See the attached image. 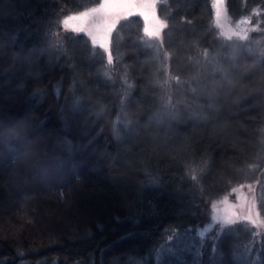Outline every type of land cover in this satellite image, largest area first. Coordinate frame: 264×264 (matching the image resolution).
I'll return each instance as SVG.
<instances>
[{"label": "trees", "instance_id": "trees-1", "mask_svg": "<svg viewBox=\"0 0 264 264\" xmlns=\"http://www.w3.org/2000/svg\"><path fill=\"white\" fill-rule=\"evenodd\" d=\"M97 1L0 0V264H264V226L197 229L246 181L264 219V27L224 36L211 0H158L167 59L131 12L108 70L103 49L59 23ZM225 5L264 24V0ZM241 46L233 86L207 102L191 92L204 49L211 59ZM169 96L201 119L184 107L157 119Z\"/></svg>", "mask_w": 264, "mask_h": 264}, {"label": "snow or ice", "instance_id": "snow-or-ice-1", "mask_svg": "<svg viewBox=\"0 0 264 264\" xmlns=\"http://www.w3.org/2000/svg\"><path fill=\"white\" fill-rule=\"evenodd\" d=\"M224 0H217L216 5V16H217V23H219V17L221 15V11L223 9ZM133 5L131 3H123V4H109L108 0H105L104 4L99 5V7L96 8H90L86 11L78 12L75 15H67L64 17L62 21L59 23H62L65 30H68V26L70 22H78L75 24V26L71 29L72 31L76 33H82L86 32L88 37L91 38V44L94 46H98L99 48L103 49V53L106 54V68L108 70H111L113 66L116 64L118 59H120L119 53L114 56L113 49H112V40L111 36L113 31L116 29V25L120 19L119 14L117 13L115 18H109V14L105 12V9H109L112 7H132ZM155 7V4L152 5ZM129 15H132L131 12H129ZM144 15L145 19H148L147 14L142 13ZM124 19H127V17H124ZM168 28V24L164 20H156L155 26L150 30L148 27L144 28V31L148 34L150 37H154L157 41V44L155 45H149V47H154L157 49L158 53H163L164 58L167 59L168 54L163 52V45H164V36H163V30ZM237 36H239V33H236ZM242 39H246V37H241ZM231 39V37H229ZM201 56L204 57L205 63L201 65L196 73L192 77V81L195 83V87L191 88V92L198 96L199 98L204 99L206 102L209 100L216 99L217 95L224 91L226 88L233 86V81L241 78V73L238 71V61L239 59L245 58L247 56V51L244 49L243 46L239 48H232L231 51H228L227 48H225L224 52L222 53H215L212 55V58L209 59V52L208 49H204L203 52L200 53ZM224 65H227L225 67ZM108 71H105L104 75H108ZM128 73L125 71V77L127 78ZM171 79H175L177 82L180 81V78L177 77H170ZM218 78V79H217ZM76 82H73V88L70 89V92L73 91L75 88ZM129 88H132L133 86L131 84L128 85ZM57 97L59 98L60 90L57 89L56 93ZM129 98V94L125 93V101H127ZM163 100V97H161ZM125 101H122V105ZM84 103L82 98L77 97L75 99V105L81 106ZM184 107L187 108L192 114L191 118L199 120L201 119V116L193 111L195 108V104L193 101H184L179 100L175 103H173L172 98L169 96L167 100L164 101L162 104V108L160 111L157 112L156 118L160 119L163 118L167 121H172L175 119L180 118L181 112L180 108ZM212 104H208V110H212ZM118 123L119 118H118ZM129 123H132L129 121ZM190 171H193L191 167L189 168ZM199 171L201 172V178H203V174L207 171V165L205 164L203 167L199 168ZM4 169L3 165L0 164V180L4 177ZM11 178V176L9 177ZM193 180L197 179V176L193 175L191 177ZM77 180H80V177H76ZM213 208H216L217 206L215 204L212 205ZM235 215V214H233ZM258 213L256 214V217H258ZM213 219L217 223H221L222 226L232 225L237 223V220H245L251 223L252 225H255L257 227L264 226V219H260L258 222V219L254 217L252 208L250 207L246 214L236 216L234 219L231 215H225V216H215ZM201 237L205 235V233L202 231L199 233ZM259 235V233H257ZM175 237L178 238V234H175ZM173 237H170L171 240ZM215 251V249H214Z\"/></svg>", "mask_w": 264, "mask_h": 264}, {"label": "rangeland", "instance_id": "rangeland-1", "mask_svg": "<svg viewBox=\"0 0 264 264\" xmlns=\"http://www.w3.org/2000/svg\"><path fill=\"white\" fill-rule=\"evenodd\" d=\"M157 2L158 0H108L109 4L131 3L133 6L112 7L109 9H105L104 11L109 14V18H115L117 13L121 17L125 14H129V12H135L142 17L143 31L145 27H148L151 30L155 26L156 20H163L162 16L157 10ZM211 2L213 9L212 13H213L214 24L216 25L220 34L224 36H237L236 33H239L238 37H244L247 36L249 32L253 29L264 27V24L261 23L260 21V17L253 16L252 12H247L243 15H239L236 17L229 16L226 10L225 0H224L223 9L221 11V15L219 17V23H217V16H216L217 0H211ZM104 3L105 0H98L97 2L90 4L84 8H81L80 10L73 11L64 15V17L67 15H75L78 12L86 11L90 8L99 7V5ZM153 4H155V7L152 6ZM142 13L147 14L148 16L147 20L145 19L144 15H142ZM63 19L64 18H62V20ZM76 23L78 22L75 21L70 22L68 28L72 29ZM84 33L87 35L86 32ZM144 33L148 36V34L145 31ZM150 38H152L156 42V39L154 37H150ZM254 186H255L254 181H246V182L238 183L232 189L223 193L222 196L216 198L215 201H211V205L215 204L217 207L216 208L211 207L212 215L209 220L206 219L204 221H199V223L197 224L198 231L206 232V230H208L210 227L214 225H216V227H220V225L222 224L217 223L213 219V217L215 216L222 217L225 215H231L233 216V218H236V216L246 214L250 207L252 208L254 217L257 218L259 222V220L262 218L257 208L255 194H254ZM257 213L259 214L258 217H256ZM261 227H257V229H260Z\"/></svg>", "mask_w": 264, "mask_h": 264}, {"label": "bare ground", "instance_id": "bare-ground-1", "mask_svg": "<svg viewBox=\"0 0 264 264\" xmlns=\"http://www.w3.org/2000/svg\"><path fill=\"white\" fill-rule=\"evenodd\" d=\"M62 18H64V17H62ZM168 65H169V64H168ZM205 218H206V217H205ZM205 218H204V219H205ZM227 227H228V226H227ZM228 228H229V227H228ZM228 228H227V229H228ZM215 230H216V229H215ZM245 231H246V230H245ZM245 236H246V235H245ZM248 241H249V240H248ZM237 243H238V241H237ZM239 246H240V245H239ZM241 249H242V248H241ZM239 252H240V250H239ZM242 253H244V252H242ZM237 255H238V253H237ZM253 256H254V255H253ZM237 257H238V256H237ZM256 259H257V258H256ZM253 260H255V257H254ZM252 262H253V261H252ZM256 262H257V261H256ZM262 262H263V261H262Z\"/></svg>", "mask_w": 264, "mask_h": 264}]
</instances>
